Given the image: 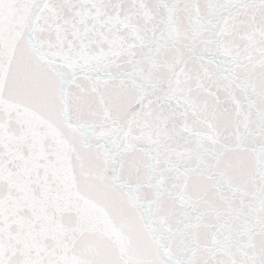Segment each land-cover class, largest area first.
<instances>
[{"label": "snow or ice", "instance_id": "snow-or-ice-1", "mask_svg": "<svg viewBox=\"0 0 264 264\" xmlns=\"http://www.w3.org/2000/svg\"><path fill=\"white\" fill-rule=\"evenodd\" d=\"M0 264H264V0H0Z\"/></svg>", "mask_w": 264, "mask_h": 264}]
</instances>
